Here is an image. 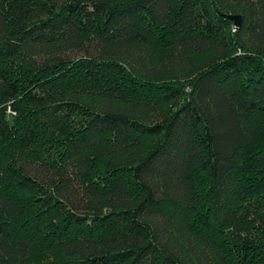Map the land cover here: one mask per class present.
Returning a JSON list of instances; mask_svg holds the SVG:
<instances>
[{
    "label": "trees",
    "instance_id": "1",
    "mask_svg": "<svg viewBox=\"0 0 264 264\" xmlns=\"http://www.w3.org/2000/svg\"><path fill=\"white\" fill-rule=\"evenodd\" d=\"M0 264H264V0H0Z\"/></svg>",
    "mask_w": 264,
    "mask_h": 264
},
{
    "label": "water",
    "instance_id": "2",
    "mask_svg": "<svg viewBox=\"0 0 264 264\" xmlns=\"http://www.w3.org/2000/svg\"><path fill=\"white\" fill-rule=\"evenodd\" d=\"M229 17L234 20L235 24H239V15H229Z\"/></svg>",
    "mask_w": 264,
    "mask_h": 264
},
{
    "label": "rangeland",
    "instance_id": "3",
    "mask_svg": "<svg viewBox=\"0 0 264 264\" xmlns=\"http://www.w3.org/2000/svg\"><path fill=\"white\" fill-rule=\"evenodd\" d=\"M46 259H47V260H50V259H52V256H47ZM44 263H45V262H44Z\"/></svg>",
    "mask_w": 264,
    "mask_h": 264
}]
</instances>
